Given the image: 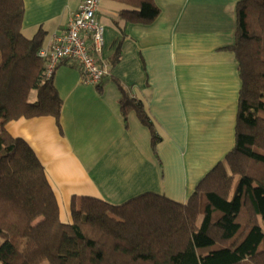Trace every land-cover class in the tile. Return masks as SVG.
Here are the masks:
<instances>
[{
  "label": "crops",
  "instance_id": "0c3cea01",
  "mask_svg": "<svg viewBox=\"0 0 264 264\" xmlns=\"http://www.w3.org/2000/svg\"><path fill=\"white\" fill-rule=\"evenodd\" d=\"M241 0H154L158 17H124L132 7L102 0L101 60L109 75L85 84L77 65H60L53 82L63 100L61 130L53 117L10 122L46 170L60 208L72 224V198L93 197L119 206L145 193L185 204L198 183L235 145L242 80L235 44ZM83 0H24L23 34L43 29V48L62 35ZM141 102L160 137L135 111L127 123L123 92ZM34 101L36 93H34Z\"/></svg>",
  "mask_w": 264,
  "mask_h": 264
},
{
  "label": "trees",
  "instance_id": "16d2710c",
  "mask_svg": "<svg viewBox=\"0 0 264 264\" xmlns=\"http://www.w3.org/2000/svg\"><path fill=\"white\" fill-rule=\"evenodd\" d=\"M116 1L140 23L159 15L154 0ZM236 15L234 148L185 204L155 193L119 206L75 196L65 224L37 154L7 130L39 117L61 130L63 100L39 56L46 34L25 37L24 0H0V264H264V0H241ZM120 105L126 123L135 111L150 129L155 151L161 139L143 104L124 91Z\"/></svg>",
  "mask_w": 264,
  "mask_h": 264
},
{
  "label": "built area",
  "instance_id": "2783aa9c",
  "mask_svg": "<svg viewBox=\"0 0 264 264\" xmlns=\"http://www.w3.org/2000/svg\"><path fill=\"white\" fill-rule=\"evenodd\" d=\"M101 1L83 0L65 32L50 48L39 51V56L48 61L46 79H53L64 63L77 65L85 84L98 85L109 75V68L101 60L105 44V26L98 18Z\"/></svg>",
  "mask_w": 264,
  "mask_h": 264
},
{
  "label": "rangeland",
  "instance_id": "374dc122",
  "mask_svg": "<svg viewBox=\"0 0 264 264\" xmlns=\"http://www.w3.org/2000/svg\"><path fill=\"white\" fill-rule=\"evenodd\" d=\"M34 96H35L34 93H32V95H31V99H32V100L34 99V98H33Z\"/></svg>",
  "mask_w": 264,
  "mask_h": 264
}]
</instances>
